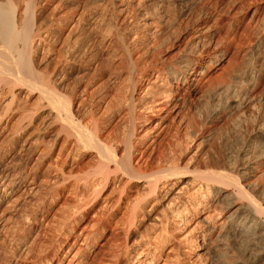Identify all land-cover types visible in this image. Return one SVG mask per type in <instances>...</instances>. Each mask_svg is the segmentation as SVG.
Listing matches in <instances>:
<instances>
[{
	"label": "bare ground",
	"instance_id": "bare-ground-1",
	"mask_svg": "<svg viewBox=\"0 0 264 264\" xmlns=\"http://www.w3.org/2000/svg\"><path fill=\"white\" fill-rule=\"evenodd\" d=\"M202 1L0 0L5 264H91L107 231L97 264H264V23L239 46L229 82L213 88L205 75L225 51ZM193 10L197 25L174 60L123 35L152 13L154 34L190 15L192 26ZM93 67L117 84L112 94L107 85L90 96ZM69 75L82 86L67 93ZM197 94L198 120H177ZM121 112L122 136L107 130ZM221 112H236L230 134L203 135ZM65 192L60 217L47 220Z\"/></svg>",
	"mask_w": 264,
	"mask_h": 264
},
{
	"label": "rangeland",
	"instance_id": "rangeland-1",
	"mask_svg": "<svg viewBox=\"0 0 264 264\" xmlns=\"http://www.w3.org/2000/svg\"><path fill=\"white\" fill-rule=\"evenodd\" d=\"M254 10L255 13H253ZM200 12L206 13V16L202 19L207 25L212 23L210 31L213 33L214 40L217 42L218 48L225 51L220 60L210 65V70H208L205 75V79H207L206 83L213 88H218L228 83L233 74V70L242 64L243 58L239 53V50H241L239 46L245 47L247 40L249 41L252 39L257 29L264 23V0H203ZM140 14H142V12ZM197 14L196 10L192 11V26L190 15L183 18L176 29L161 26V28L158 27V31H156L155 34L147 30V28L156 27L155 14L152 13L149 16H139L135 23H132L123 30V35L135 36L136 34V37L132 39L133 46L142 47L144 44L155 46L156 48L153 52L160 53L159 55L164 60H174L186 53V41L189 37V32L193 31L197 25L196 22L193 23ZM216 16L218 17L217 19L215 18ZM144 21L149 23L147 27L143 26ZM203 50L204 56L206 57L212 52L211 48H204ZM118 63L119 61H116L115 65ZM84 71L88 72V75H95L93 82L89 86L90 96H92V98H96L100 96L101 93L105 92L107 85H109L111 94L116 90L114 88L117 84H109L108 75L105 71H96L94 67L91 69L85 68ZM69 77L70 78H67V93H70L75 85L77 87L82 86V81L76 82L72 75H69ZM123 77L125 78L124 74L120 76L119 80L124 79ZM190 98L191 99H189L184 106H181L179 115L177 116V120L184 117V123H187V121H197L198 115L202 114L204 110L203 107L206 106L204 98L200 97L199 94L194 96V98ZM234 113L231 115H227L223 112L219 113L216 119L212 118L209 129L202 131L203 135L211 136L216 132H228V134H230L229 127L235 116ZM121 116L122 112L112 120L109 126H107V130L114 129V132L120 136L123 134L121 125L123 119H121ZM162 138L165 143V133L161 134L159 140ZM212 141L211 139L209 142L212 143ZM230 143L233 144L234 142L230 141ZM90 163L91 160L87 155L79 162V166L85 167ZM79 166H75V169L77 170V168H80ZM66 196L67 192H65L64 195H60V198L51 205L46 215L47 220L51 221L60 217L62 213V209L60 210V208L64 207V203L67 200L65 198ZM154 212H156V210ZM118 216H120V214H118ZM109 235L110 232L107 231V233L97 241L94 254L89 259L91 264H97L100 258H106V251L110 242ZM116 238H120L121 240L124 239L123 233L117 235ZM5 260L6 258L4 255H0V264H5Z\"/></svg>",
	"mask_w": 264,
	"mask_h": 264
}]
</instances>
